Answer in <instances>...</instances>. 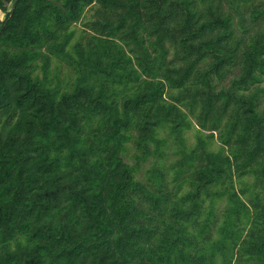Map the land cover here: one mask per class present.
Here are the masks:
<instances>
[{
    "label": "trees",
    "instance_id": "1",
    "mask_svg": "<svg viewBox=\"0 0 264 264\" xmlns=\"http://www.w3.org/2000/svg\"><path fill=\"white\" fill-rule=\"evenodd\" d=\"M0 264H264V0H0Z\"/></svg>",
    "mask_w": 264,
    "mask_h": 264
},
{
    "label": "rangeland",
    "instance_id": "2",
    "mask_svg": "<svg viewBox=\"0 0 264 264\" xmlns=\"http://www.w3.org/2000/svg\"><path fill=\"white\" fill-rule=\"evenodd\" d=\"M188 138H189V141L193 140V137H192L191 133L188 134Z\"/></svg>",
    "mask_w": 264,
    "mask_h": 264
}]
</instances>
